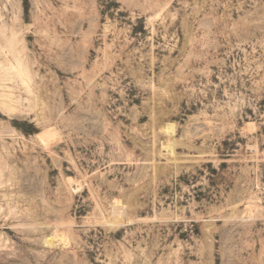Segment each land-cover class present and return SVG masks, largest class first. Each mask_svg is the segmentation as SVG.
<instances>
[{
	"label": "rangeland",
	"instance_id": "1",
	"mask_svg": "<svg viewBox=\"0 0 264 264\" xmlns=\"http://www.w3.org/2000/svg\"><path fill=\"white\" fill-rule=\"evenodd\" d=\"M0 264H264V0H0Z\"/></svg>",
	"mask_w": 264,
	"mask_h": 264
},
{
	"label": "bare ground",
	"instance_id": "2",
	"mask_svg": "<svg viewBox=\"0 0 264 264\" xmlns=\"http://www.w3.org/2000/svg\"><path fill=\"white\" fill-rule=\"evenodd\" d=\"M11 129V128H10ZM6 130V129H5ZM1 131H3V130H1ZM3 133V132H2ZM5 133V132H4ZM7 133V132H6ZM12 133V132H11ZM56 136H57V133H56V130L55 129H53V128H49V129H46L45 130V132L44 133H42V135L41 134H39L37 137H38V139L45 145V146H48L49 145V143H51L55 138H56ZM59 136V135H58ZM164 151L165 152H167V153H173V147L171 146V145H168V146H165L164 147ZM114 210H116L115 208H114ZM125 209H122V211L124 212H119L120 210L119 209H117L116 211H114V213H113V216L115 217V218H118L119 217V215H121L122 213V215H124L125 214V211H124ZM249 210V209H248ZM59 236V235H58ZM58 236H54V240H55V238H56V240H57V237ZM59 238V237H58ZM64 238V237H63ZM47 239V238H46ZM53 239V238H52ZM60 239H61V237H60ZM46 244H51L50 243V240H47L46 241Z\"/></svg>",
	"mask_w": 264,
	"mask_h": 264
}]
</instances>
